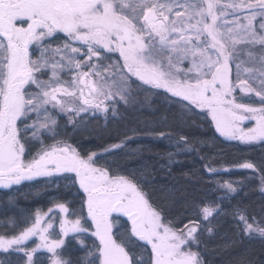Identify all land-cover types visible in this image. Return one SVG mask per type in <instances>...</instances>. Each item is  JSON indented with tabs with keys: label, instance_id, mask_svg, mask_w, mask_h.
Returning <instances> with one entry per match:
<instances>
[{
	"label": "snow or ice",
	"instance_id": "snow-or-ice-1",
	"mask_svg": "<svg viewBox=\"0 0 264 264\" xmlns=\"http://www.w3.org/2000/svg\"><path fill=\"white\" fill-rule=\"evenodd\" d=\"M122 109L144 129L99 151L74 146ZM193 117L227 140L264 144V0H0V191L47 178L64 192L46 211L0 220V264H209L217 238L229 251L264 242V204L249 211L237 199L244 181L218 179L251 170L264 196V159L217 167L207 140L183 131ZM138 135L173 146L169 175L178 156L195 155L187 184L220 194L193 198L187 222L170 218L152 196L151 149L129 146ZM161 191L175 201L177 189ZM233 264L257 262L237 252Z\"/></svg>",
	"mask_w": 264,
	"mask_h": 264
},
{
	"label": "trees",
	"instance_id": "trees-1",
	"mask_svg": "<svg viewBox=\"0 0 264 264\" xmlns=\"http://www.w3.org/2000/svg\"><path fill=\"white\" fill-rule=\"evenodd\" d=\"M221 2L222 4H227L239 1L221 0ZM229 12H231V10H229ZM238 14L243 15L246 13ZM238 47L244 46L241 45ZM241 58L245 59L246 55L242 54ZM121 112L122 116L120 118L113 119L110 117L107 122L102 115L98 119L93 120L91 126L98 129L100 135H97L93 139L74 136L72 138L74 146H77L82 151H99L100 146L118 142L119 139L123 138L125 133L132 135L131 129L133 128L144 129L145 125L137 122L136 114L124 113L123 109ZM140 119L143 120L144 117ZM193 120L195 122L191 126L183 129L184 133L191 137L207 140V144L202 147V150L205 153L215 155L217 167L231 166L236 163L244 162L245 160L258 163L264 159V144L241 145L233 141H227L215 133L214 128H210L207 123L203 122L201 117H193ZM162 130L168 131L169 129L163 128ZM69 135H71L70 130ZM138 145L143 146L146 150L151 149L150 154L146 152V158L153 164L157 174L156 190L152 192V196L154 203L158 206H162L165 214L170 218L181 219L187 222V218L191 214V202L193 198L197 200L205 196L213 198L215 195L220 194L207 192L208 185L205 183L200 184L199 189L187 184V180L183 173L200 169L201 167L200 161L196 159L195 155L181 154L178 156L177 159L180 163H175L170 166L171 175H169L167 168H162L161 165L166 163L167 158L164 155L166 151H174L175 149L173 146L169 145L166 139H153L151 136L138 135L130 142L129 146L131 148H136ZM119 159L122 164L125 163L123 157ZM129 164L130 166H135V161H130ZM207 179L208 177L205 175L204 180ZM218 179L244 181V191L237 199H243L244 203L250 206L249 211L259 212L261 205L264 204V196H261L258 191L260 184L258 175L254 174L251 170H235L232 168L229 172H221ZM46 180L47 178H36L33 181H24L19 186H13L10 192L0 191V220H4L6 217L17 216L20 213H34L37 209L46 211L47 208L51 206V200L53 198L58 196L63 197V189L57 190L55 186H47ZM165 186H167L169 190L173 188L178 190L174 202L171 200L169 192L161 191ZM185 187L191 190L188 193H183ZM244 193H247L246 197ZM13 194L16 198L15 205L8 204L6 200L8 195ZM225 203H227V201ZM233 203H235V201H233ZM224 219L227 218H222V223ZM221 235L233 237L234 232L232 227L228 224H223ZM90 242L89 240V243ZM222 244L223 241L220 238L209 243L208 254L206 256L209 264H233L237 252H242L245 255L250 254L257 264H259V261L264 260V242L259 239L245 240L244 243L234 251L223 249ZM76 254H79L78 249H76ZM2 258L3 256L0 255V259ZM13 259L15 258L13 257Z\"/></svg>",
	"mask_w": 264,
	"mask_h": 264
},
{
	"label": "rangeland",
	"instance_id": "rangeland-1",
	"mask_svg": "<svg viewBox=\"0 0 264 264\" xmlns=\"http://www.w3.org/2000/svg\"><path fill=\"white\" fill-rule=\"evenodd\" d=\"M235 1H239V0H235ZM231 17H232L231 15H227V16L224 17V19L227 20V21H232L233 20V17L232 18ZM246 126H251V122H246ZM222 138L225 139L224 137H222ZM225 140H227V139H225ZM227 141H232V140H227ZM233 142L239 143L241 145H255V144H259V142L253 143V144H244V143H241L240 141H233ZM234 169L235 170H244V169H239V168H234ZM29 243H31V241H29Z\"/></svg>",
	"mask_w": 264,
	"mask_h": 264
}]
</instances>
